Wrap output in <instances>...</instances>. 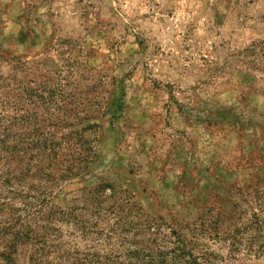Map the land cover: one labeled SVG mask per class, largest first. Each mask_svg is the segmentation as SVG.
Wrapping results in <instances>:
<instances>
[{
	"label": "rangeland",
	"instance_id": "374dc122",
	"mask_svg": "<svg viewBox=\"0 0 264 264\" xmlns=\"http://www.w3.org/2000/svg\"><path fill=\"white\" fill-rule=\"evenodd\" d=\"M19 94L69 148L41 209L76 210L60 241L129 237L109 233L123 210L206 264H264L244 241L264 219V0H0V98Z\"/></svg>",
	"mask_w": 264,
	"mask_h": 264
},
{
	"label": "trees",
	"instance_id": "16d2710c",
	"mask_svg": "<svg viewBox=\"0 0 264 264\" xmlns=\"http://www.w3.org/2000/svg\"><path fill=\"white\" fill-rule=\"evenodd\" d=\"M1 86L4 89L8 86L4 79ZM18 96L16 100H10L7 95L0 98V264H20L19 259L24 256L29 264L209 263L208 256H197L192 252L197 240L188 239L175 230L171 232L172 240L167 239L166 234L158 238L161 232L154 218L148 216L142 221L135 220V216H129L123 210L114 211L117 218L109 233H130L129 237L124 235L113 240L108 234L100 242V238H91L95 245L88 244L84 248L60 241L61 233L53 221H68L75 217L76 210L59 209L44 215L41 209L43 211L48 202L51 187L57 183L52 170L57 169L60 173L62 167H66L62 162L69 161L65 152L69 148L64 147L62 152L56 148L54 134L41 130L43 125L50 126L58 118L38 117L35 109L23 113L22 97ZM41 103L53 105L51 100L42 98ZM30 171L32 179L27 180ZM60 175V179L66 177L64 173ZM102 192H105L104 186L99 187L97 195ZM35 213L41 215L35 218ZM253 219L244 231V241L249 251H253L252 245L257 243L255 253H264V219L258 216ZM73 224L81 237L94 232L91 223L87 225L77 219ZM237 242L242 239L238 238Z\"/></svg>",
	"mask_w": 264,
	"mask_h": 264
}]
</instances>
